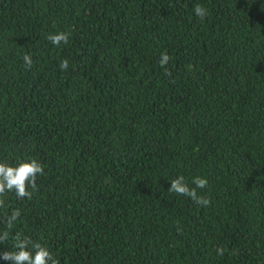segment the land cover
I'll return each instance as SVG.
<instances>
[{
  "label": "trees",
  "instance_id": "1",
  "mask_svg": "<svg viewBox=\"0 0 264 264\" xmlns=\"http://www.w3.org/2000/svg\"><path fill=\"white\" fill-rule=\"evenodd\" d=\"M32 157L0 230L59 264H264V0H0V162Z\"/></svg>",
  "mask_w": 264,
  "mask_h": 264
},
{
  "label": "clouds",
  "instance_id": "2",
  "mask_svg": "<svg viewBox=\"0 0 264 264\" xmlns=\"http://www.w3.org/2000/svg\"><path fill=\"white\" fill-rule=\"evenodd\" d=\"M194 13L200 20L208 15V10L201 5H196ZM71 33L61 31L56 34H49L46 38L55 46L61 43H69ZM23 64L25 67H31L33 59L31 54L23 55ZM171 57L164 53L161 55L159 63L165 73ZM69 67V61L65 58L60 62L61 70ZM44 174V166L36 158L32 157L21 161L19 164L12 165L0 162V209L6 206V200L9 193H14L18 199H32L33 191L37 190V177ZM191 183L194 187H189L188 181L183 175L170 180L169 192L177 195L190 197L193 202L207 207L211 201L198 194L197 189H204L208 185L206 178L197 176ZM31 189L32 191H30ZM21 217L19 208L13 209L10 213L4 214L3 230H0V244H6L9 240L13 241L12 247L15 250L0 253L4 260L10 261L11 264H59L52 251L44 244L35 242L31 237L24 235L22 232H13L17 220Z\"/></svg>",
  "mask_w": 264,
  "mask_h": 264
}]
</instances>
